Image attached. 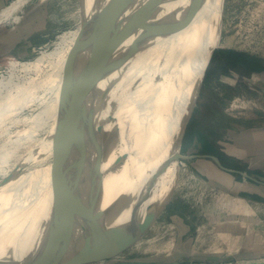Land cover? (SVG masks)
<instances>
[{"label":"bare ground","instance_id":"obj_1","mask_svg":"<svg viewBox=\"0 0 264 264\" xmlns=\"http://www.w3.org/2000/svg\"><path fill=\"white\" fill-rule=\"evenodd\" d=\"M20 1L7 12L27 0ZM194 2L201 4L202 8L192 19ZM123 4L126 12L122 10ZM225 4L226 0H120L118 3L116 36L108 39L107 47L112 55L125 51L132 60V67L127 71L128 80L124 67L118 86V93H121L119 106L124 110L122 108L123 119L117 134L114 133L115 126H111L114 132L110 136L119 143L104 149L110 154L115 151L113 160L112 155L101 160L102 169L108 170L104 181V204L126 191L132 192L134 202L140 194L147 196L149 193L150 197L139 214L142 219L146 209L169 195L175 180L180 185L179 177L185 164L177 163L174 157L181 131L199 96L212 52L220 46L229 47L234 40L232 36L222 40ZM57 39L52 50L42 51L33 60H12L0 78V169H15L9 179L0 181L1 257L22 256L37 249L56 201L66 202L64 213L67 215L76 213L77 208L80 210L79 204L87 198L100 165V162L94 164L89 154L96 145L104 142H101L105 139L102 136L108 132L103 134L105 129L102 134H93L82 156L79 157V153L77 158L73 153L74 158L70 159L83 160L73 172L66 171L64 177L60 174L68 166L57 168L61 161L27 167L48 154L53 147L54 135L61 127L62 117L83 103L82 98L87 94H96L91 90L92 86L103 90L106 98V81L112 77L111 74L102 78L88 43L85 25L64 32ZM70 60L75 65L72 75L71 72L66 74ZM48 92L51 98L43 100V94ZM151 92L155 95L149 96ZM38 103L41 109L35 116L30 119L22 117L27 107ZM46 123H51L49 134L34 144V153L28 149L31 154L26 152L24 156H17L21 148L26 149V141L28 144L34 140L38 129ZM26 124L28 128L20 129ZM140 125H143L140 134L127 142L124 139L127 131L132 129L133 132ZM18 135L21 137L17 138ZM22 136H26V141ZM119 153H125L128 159L124 165L111 171Z\"/></svg>","mask_w":264,"mask_h":264},{"label":"rangeland","instance_id":"obj_2","mask_svg":"<svg viewBox=\"0 0 264 264\" xmlns=\"http://www.w3.org/2000/svg\"><path fill=\"white\" fill-rule=\"evenodd\" d=\"M20 2L16 0L13 4ZM24 3L20 4L21 7L7 12L8 14L3 12L0 15V20L5 19L0 26V32L10 33V38L7 40L5 37L0 43V78L5 75L12 60H33L42 51L52 50L61 34L85 25L84 8L80 0H27ZM92 3L93 0H87V9ZM222 36V40L231 36L234 40L229 47L220 46L214 52L193 107L182 153L218 155L227 167L256 174L264 180V153H259L253 139L245 138V132L250 129L264 127V95L255 94L247 98L248 90L245 85L240 83L233 86L231 81L219 82L210 87L207 76L209 71L215 69L223 73L230 68L235 70V67L223 61L225 51L228 50L258 59L264 58V0H226ZM113 56L121 64V69L115 71L111 79L106 81L107 86L110 83L114 85L111 95L104 99L106 93L92 86L91 90L96 94H87L86 98H82L83 103H79L80 105L66 113L68 115L62 117L63 120L59 123L62 128L59 127L57 134L55 133L53 147L48 154L27 167L61 161L56 165L57 168L68 166L60 174V177H64L66 171L73 172L83 160L70 159L73 153L74 157L82 156L87 148L86 144L103 129L105 130L102 133L107 130L109 133L104 132L102 138H108L107 135L109 138H103V144L100 143L103 146L96 145L89 155L94 164L110 155L113 160L115 151L110 154L104 149L118 144L110 136L114 131L115 134L118 133L123 119L124 108L119 106L121 93H118V86L124 67L126 66L124 75L127 80V71L132 67V60L126 56L125 51L120 50ZM70 62L66 74L74 72L75 65L72 63V67ZM50 94H43V100H49ZM38 104L27 107L22 117L30 119V116H35L39 108L41 109L40 104L37 107ZM50 125L51 123H46L38 129L35 139L28 142L30 147L26 136H22L26 141V149L21 148L17 156H24L26 152L27 155L34 153L32 149L40 139L48 136ZM113 125L117 131L111 127ZM28 127L26 124L20 129ZM142 127L143 125L136 130L134 128L133 132L132 129L127 131L131 133V137L126 132L124 139L132 140L140 134ZM20 137L18 135L17 138ZM257 139L263 146L261 139H264V135H257ZM234 148L237 149L235 152ZM28 149L32 152L29 153ZM251 150L253 153H250ZM103 153L104 156L101 155ZM185 163L179 177L180 185H177L165 210L148 233L117 258L95 264H120L125 261L168 262L180 259L186 261L182 264H264V202L248 199L243 195L249 191H260L264 194V187L259 188L240 175L226 173L211 159L197 158ZM0 170V181L4 182L15 171L8 168ZM226 258L232 260L219 261Z\"/></svg>","mask_w":264,"mask_h":264},{"label":"water","instance_id":"obj_3","mask_svg":"<svg viewBox=\"0 0 264 264\" xmlns=\"http://www.w3.org/2000/svg\"><path fill=\"white\" fill-rule=\"evenodd\" d=\"M80 2L84 8L88 43L97 62L100 74L103 79H106L115 71L121 69V64L118 63L107 47L108 39L116 36V10L118 9L120 0H93L89 9H87V0H80ZM201 8V4L194 2L192 19H194ZM123 9L126 12L125 4L122 5ZM136 46H139L137 38ZM215 50L212 52L210 61ZM259 61L264 66V59ZM113 86L111 83L107 86L106 91L108 96L112 93ZM201 87L202 85L199 88V93ZM153 95H155L153 92L149 94V96ZM192 111L181 131L178 151L174 157V161L179 163L197 158L211 159L220 169L226 172L238 173L244 178L258 181L264 185V181L257 180L246 171L224 166L216 155H186L182 153V144ZM116 143H119V141H116ZM127 159L128 157L125 153H119L113 162L111 171L124 165ZM107 173L108 170L102 169L101 161L97 175L88 191L87 198L83 199L79 204L81 205V209L78 210L77 208L76 213L67 215L64 213L66 202L64 200L56 201L50 210L46 233L37 249L32 253L22 256H0V264H95L117 258L122 252L140 241L165 210L177 187L176 180L169 195L160 203L146 209L145 216L141 219L139 214L144 209L149 193H147V196L146 194L145 196L140 194L134 202L132 192L126 191L118 195L109 204H104V181ZM244 197L256 199L254 196L245 195ZM192 260L195 259L193 258ZM231 260L232 258L219 259L220 262ZM183 262L186 261L181 259L168 262L125 261L120 264H182Z\"/></svg>","mask_w":264,"mask_h":264},{"label":"crops","instance_id":"obj_4","mask_svg":"<svg viewBox=\"0 0 264 264\" xmlns=\"http://www.w3.org/2000/svg\"><path fill=\"white\" fill-rule=\"evenodd\" d=\"M15 1L16 0H0V15L3 12L6 14L7 11L11 7L14 6L13 3ZM4 20L5 19L0 20V26L4 22ZM0 30H2L1 27H0ZM5 37H7V40H8L10 38V33L6 32V31H1L0 32V43L3 41L2 39H4ZM18 39H20V34L18 35ZM8 42L10 44V41H8ZM1 54L2 53L0 51V55ZM253 58L256 59V61H258V63H259L260 66L258 68L252 69V68H250L249 64H247L245 62H241L237 66H234L235 70L230 68V70L226 73H223L220 70H216V69L214 71H211V72L209 71L207 76H208V79L210 81V87L211 86L213 87L214 84L217 85L219 82L231 81V82H233L232 83L233 86H237L240 83L245 85V88L248 90V92L246 94L247 98L252 97L255 94L264 95V66L261 65V63L259 61L261 59H258L255 57H253ZM209 74H210V77H209ZM245 133H246L245 138H248L251 140L253 139L252 141L254 142V146L257 145L259 153H264V145L262 146L257 139V135H260V136L264 135V127H260L257 130L255 128H253V129H250L249 132H245ZM261 141L263 143L264 139H261ZM236 150L237 149L234 148V152ZM252 151L253 150H251L250 153H253ZM216 156L219 157L218 155H216ZM219 159H220V157H219ZM221 162H222V160H221ZM222 164L224 166H226L223 162H222ZM228 168H230V167H228ZM232 169H237V168H232ZM237 170H240V169H237ZM242 171H244V170H242ZM226 173L231 174V175H240L238 173H230V172H226ZM248 173L251 176H253L254 178H256L257 180L264 181L263 178L259 177L258 175L251 174L250 172H248ZM240 176H242V175H240ZM242 178H244V177L242 176ZM244 179L249 180V182L253 183L254 185L258 186L259 188L264 187V185L258 181H255V180H252L249 178H244ZM243 195L254 196V197H256V199H255L256 201L264 202V199H263L264 194H262L260 191H255V192L249 191L248 193H245ZM244 245H246V244L244 243ZM244 245L242 246V248H244Z\"/></svg>","mask_w":264,"mask_h":264},{"label":"trees","instance_id":"obj_5","mask_svg":"<svg viewBox=\"0 0 264 264\" xmlns=\"http://www.w3.org/2000/svg\"><path fill=\"white\" fill-rule=\"evenodd\" d=\"M225 52H226V54H225L224 61L230 66H233V67L237 66L241 62H245V63L249 64L250 68H252V69L258 68L260 66L258 61H256V59H254L253 57H250L247 54L240 53V52L234 51V50H228Z\"/></svg>","mask_w":264,"mask_h":264},{"label":"built area","instance_id":"obj_6","mask_svg":"<svg viewBox=\"0 0 264 264\" xmlns=\"http://www.w3.org/2000/svg\"><path fill=\"white\" fill-rule=\"evenodd\" d=\"M181 162H182V165H183V164H185V165H183V166H186V163H185V161H181Z\"/></svg>","mask_w":264,"mask_h":264}]
</instances>
